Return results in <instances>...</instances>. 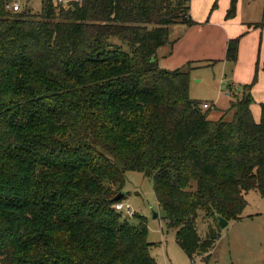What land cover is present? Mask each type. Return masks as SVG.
Here are the masks:
<instances>
[{
	"label": "trees",
	"instance_id": "trees-1",
	"mask_svg": "<svg viewBox=\"0 0 264 264\" xmlns=\"http://www.w3.org/2000/svg\"><path fill=\"white\" fill-rule=\"evenodd\" d=\"M14 1L0 0V264H156L145 219L113 208L126 172L151 179L176 244L206 264L217 217L240 219L249 191L264 200V103L256 122L245 86L210 120L189 97L196 64L158 66L170 26L195 25L190 0Z\"/></svg>",
	"mask_w": 264,
	"mask_h": 264
},
{
	"label": "rangeland",
	"instance_id": "rangeland-1",
	"mask_svg": "<svg viewBox=\"0 0 264 264\" xmlns=\"http://www.w3.org/2000/svg\"><path fill=\"white\" fill-rule=\"evenodd\" d=\"M227 1L191 0L189 15L191 21L195 23L193 26L205 27L206 23L220 21L233 38L239 37V43L237 60L233 64L225 61L224 54L212 56L213 58H198L194 62L189 61L197 66L190 72L189 97L199 105L205 102L215 105L208 118L217 120L228 108L231 94L239 95L243 87L249 86L253 100L252 117L259 121V105L264 103V26L261 25L264 23V0H252L250 6L249 1L237 0L236 16L231 19L225 18L226 13L220 16ZM17 2L19 10L27 4L32 12H40L41 0H17ZM249 21L259 22L260 26H251ZM177 27L179 30L174 29ZM189 31L190 27L181 24L170 26L171 44L165 45L166 48L186 36ZM109 42L117 44L125 52L129 51L125 43H120L116 39H110ZM204 43H206L205 38H201L194 48L196 53H203ZM168 54L163 56L159 53L158 60H163ZM173 62L174 64L170 66L173 70H164L174 71L188 63L180 62V58L170 61ZM231 116L232 112H229L225 119L230 120ZM121 193L124 195L121 203L129 205L131 209L130 217L126 216L128 221L135 223L133 218L135 216L145 219L147 242L150 244L149 255L156 264H204L202 257L199 256H194L191 262L176 244V231L167 229L161 220L163 212L157 205L150 178L138 172H126ZM244 199L246 206L240 219L230 220L224 228L216 227L218 239L210 251L206 264H264V200L257 191L247 192ZM152 213H157L158 218L153 219ZM196 225L200 237H204L208 226L214 227V223L204 219L201 213L196 219Z\"/></svg>",
	"mask_w": 264,
	"mask_h": 264
},
{
	"label": "crops",
	"instance_id": "crops-1",
	"mask_svg": "<svg viewBox=\"0 0 264 264\" xmlns=\"http://www.w3.org/2000/svg\"><path fill=\"white\" fill-rule=\"evenodd\" d=\"M249 1V6L250 2L252 0H246V2ZM230 0L227 1V4L223 6V9L220 13V16H222L224 13H226V10L229 7ZM190 10H191V0H190ZM236 12L233 18H235ZM250 25H256L259 22H253L249 21ZM227 23V22H226ZM264 26V23L261 24ZM228 26V23L226 24V28ZM260 26V24H259ZM178 29L179 28H174ZM173 30V31H176ZM172 33V32H171ZM233 35L229 33L228 29L225 30L224 25L220 21L216 22H210L206 23L205 27H197V26H192L190 27V31L186 36L181 38L179 41L174 42L171 47L166 48V46L161 47L158 52H157V61H158V66L162 69H171L170 66L174 64L170 63L174 58H180V62H189V61H197L198 58H213L212 56H222L224 54L225 56V49H226V43L227 41L232 37ZM201 38H205L204 44H202V49L203 53H196L194 48L198 44L199 40ZM170 50V54H168ZM161 54L163 56L167 55L166 57H163V60H158V54ZM164 61V63H162ZM173 70V69H171ZM215 107V105H214ZM254 120L257 121V119Z\"/></svg>",
	"mask_w": 264,
	"mask_h": 264
},
{
	"label": "built area",
	"instance_id": "built-area-1",
	"mask_svg": "<svg viewBox=\"0 0 264 264\" xmlns=\"http://www.w3.org/2000/svg\"><path fill=\"white\" fill-rule=\"evenodd\" d=\"M55 1L56 3H59V4H67L68 0H53ZM9 8L14 11V12H17L19 11V4L16 1H14L10 6ZM212 105L208 104V103H202L200 105V108L202 110H207L209 108H211ZM113 208L116 210V211H119V212H123L126 216L130 217L131 215V209L129 207V205H123L121 202H117L115 203V205L113 206ZM193 264V263H192Z\"/></svg>",
	"mask_w": 264,
	"mask_h": 264
},
{
	"label": "water",
	"instance_id": "water-1",
	"mask_svg": "<svg viewBox=\"0 0 264 264\" xmlns=\"http://www.w3.org/2000/svg\"><path fill=\"white\" fill-rule=\"evenodd\" d=\"M122 196H123L122 193H118V194L113 198V201L117 203L118 201H120V200L122 199ZM152 218H153V219L158 218V214H157V213H152ZM217 222H218L220 228H224V227L227 225V221H225L224 219L219 218V217H217Z\"/></svg>",
	"mask_w": 264,
	"mask_h": 264
}]
</instances>
